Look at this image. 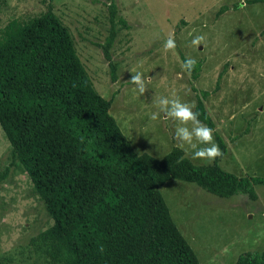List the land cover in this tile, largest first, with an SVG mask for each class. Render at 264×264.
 <instances>
[{"label":"rangeland","instance_id":"obj_1","mask_svg":"<svg viewBox=\"0 0 264 264\" xmlns=\"http://www.w3.org/2000/svg\"><path fill=\"white\" fill-rule=\"evenodd\" d=\"M110 4L116 10L109 49L115 82L104 56ZM240 4L241 0H0V31L12 19L27 20L52 10L67 29L93 88L111 100L109 114L137 154L162 158L176 147L194 165L211 164L213 160L193 159L192 150L180 146L175 131L181 125L160 112L158 104L161 97L196 104L199 92H208L203 104L214 123L213 136L216 133L226 148L220 168L237 177L264 178V3L244 8ZM222 8L225 11L218 14ZM170 34L174 51L164 48ZM195 36L204 37L201 45L192 44ZM181 56L201 61L196 80L182 67ZM136 72L145 80L143 94L130 82ZM154 112H159L156 120L151 119ZM253 191L255 200L244 194L219 198L173 179L159 188L200 264H234L243 253L264 250V185H254ZM51 225L45 204L0 128V264H49L37 236Z\"/></svg>","mask_w":264,"mask_h":264},{"label":"trees","instance_id":"obj_2","mask_svg":"<svg viewBox=\"0 0 264 264\" xmlns=\"http://www.w3.org/2000/svg\"><path fill=\"white\" fill-rule=\"evenodd\" d=\"M109 10L104 56L115 82L109 56L115 6ZM186 59L181 56L182 64ZM200 68L196 61L193 80ZM199 95L193 111L214 130L203 104L209 93ZM110 105L93 88L52 10L12 19L1 29L0 128L52 220L37 236L48 263L200 264L159 188L173 179L219 198L244 194L255 200L253 186L264 185V178L222 170L226 148L216 133L222 155L209 165L192 164L176 147L162 158L137 154L109 114ZM234 264H264V250L243 253Z\"/></svg>","mask_w":264,"mask_h":264},{"label":"clouds","instance_id":"obj_3","mask_svg":"<svg viewBox=\"0 0 264 264\" xmlns=\"http://www.w3.org/2000/svg\"><path fill=\"white\" fill-rule=\"evenodd\" d=\"M241 8L247 7L245 0H241ZM204 40L203 36H195L192 39L194 46H199ZM164 48L166 51H174L176 48V42L174 34H170L166 40ZM196 60L194 58H187L182 67L189 74L194 70ZM130 82L136 85V90L143 94L146 91V84L141 72H136L132 75ZM160 112L165 116L172 118L179 122L181 126L176 128L175 139L180 142L181 147L185 145L191 149L193 159H201L212 161L216 157L221 156L222 152L218 144H216L213 136V130L207 125L201 123L199 119V113L194 112L195 103L182 102L179 97L169 99L161 97L158 101ZM159 117V112H154L151 119L156 120ZM192 125L189 128L187 125ZM99 251L103 252L101 247Z\"/></svg>","mask_w":264,"mask_h":264}]
</instances>
